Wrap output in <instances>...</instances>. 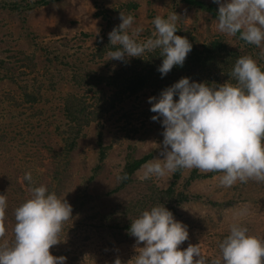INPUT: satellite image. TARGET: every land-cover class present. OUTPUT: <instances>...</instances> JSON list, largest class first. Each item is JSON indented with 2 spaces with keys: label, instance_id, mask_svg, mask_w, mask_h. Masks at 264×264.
I'll list each match as a JSON object with an SVG mask.
<instances>
[{
  "label": "rangeland",
  "instance_id": "374dc122",
  "mask_svg": "<svg viewBox=\"0 0 264 264\" xmlns=\"http://www.w3.org/2000/svg\"><path fill=\"white\" fill-rule=\"evenodd\" d=\"M8 3L0 0V138L3 137L0 139V195H5L7 205L0 218V225L5 229L0 244L11 245L14 210L30 197V188L50 187L55 165L50 149L62 147L63 139L56 127H66L61 97L68 92L84 93L85 97L94 94L86 91L90 87L86 83H73L76 73L73 66L82 67L77 69L82 76L87 72L94 76L93 72L106 71L109 69L106 66L122 63L110 59L109 50L104 51L102 58H89L99 49L98 41L110 45L108 33L121 23V11L133 16V24L128 29L130 35L136 27L142 28L135 37L138 41L152 34L155 16L166 18L175 12V24L184 36L192 35L199 42L222 36L231 47L257 62L264 61L255 45L243 44L236 35L218 31L216 18L210 13L179 0H59L19 12L11 10ZM10 76L17 77V82ZM43 85L46 87L41 90L44 95L40 96L41 103L34 107L24 103L26 91H37ZM103 88L107 94L112 91L109 87ZM98 96L99 93L92 98ZM152 96L156 95L147 91L129 97L123 108L106 114L102 124L95 120L87 125L63 173V182L51 191L61 200L66 199L72 210L83 193L92 197L76 213L75 223L64 229L65 221L62 223L59 242L51 246L55 256L66 257L65 264H112L117 257L122 264H132L130 260L137 254L136 238L113 225L130 215L123 213L125 206L134 207L152 185L166 187L172 172L162 178L143 179L140 167L131 184L113 194L107 192L119 182L117 176L130 146L135 148L136 156L152 151L153 158H161L163 128L159 120H151L156 115L149 110L148 98ZM99 131L108 148L101 169L91 179L92 167L100 157ZM190 170L184 171V177ZM25 172L34 175L31 184L23 179ZM220 175L216 173L192 182L190 191L202 195L205 201L186 202L178 208V215H173L188 229V239L179 247L199 244L206 261L219 258L218 243L235 221L246 226L251 235L264 239V182L249 179L224 187L219 184ZM210 200L221 204L214 205ZM149 205L141 210L148 209ZM241 209H246V213L238 216ZM99 219L104 222L101 226ZM142 246L143 242L137 247Z\"/></svg>",
  "mask_w": 264,
  "mask_h": 264
},
{
  "label": "clouds",
  "instance_id": "9594fccd",
  "mask_svg": "<svg viewBox=\"0 0 264 264\" xmlns=\"http://www.w3.org/2000/svg\"><path fill=\"white\" fill-rule=\"evenodd\" d=\"M218 5L216 28L235 35L260 49L264 58V0H213ZM121 23L108 33L115 50L110 59L127 62L146 51L159 50L161 77L173 66H183L192 44L176 35L175 12L152 19L154 31L145 40L135 37L142 31L128 29L133 16L120 12ZM223 84H208L182 77L148 98L151 120H159L162 131L161 158L142 165L143 179L162 178L178 169L222 173L219 184L230 187L249 179L264 182V69L249 55L239 56ZM176 97V99H174ZM23 179L32 183L30 172ZM127 173L117 180H126ZM30 197L14 210V239L0 244V264H65L66 257L53 256L62 223L72 208L44 185L30 188ZM0 195V218L6 208ZM241 209L238 216H243ZM129 235L135 237L136 255L132 264H264V239L249 233L239 221L229 225L228 234L218 243L219 258L206 261L198 245H179L188 239L187 225L177 221L164 204L142 210L131 220ZM5 229L0 225V237ZM143 242L142 247H137ZM195 257V259H194ZM112 264H122L117 257ZM129 264V262H128Z\"/></svg>",
  "mask_w": 264,
  "mask_h": 264
},
{
  "label": "trees",
  "instance_id": "16d2710c",
  "mask_svg": "<svg viewBox=\"0 0 264 264\" xmlns=\"http://www.w3.org/2000/svg\"><path fill=\"white\" fill-rule=\"evenodd\" d=\"M59 0H8L7 6L11 10H23L30 9L35 6H45L50 2H56ZM196 9L205 10L214 18H216V13L218 10V5L212 1L205 0H179ZM19 12V11H18ZM177 34L185 37L192 44L191 51L187 54L183 66H173V68L163 77L157 71L158 66L162 62V57L159 56V50L146 51L142 57L127 58V62H122L121 64H116L115 66L109 67L106 71L93 72L95 75L92 76L89 72L82 73L84 76L77 73L78 68H82L80 65L78 67L73 66L75 69L74 81L73 83L83 84L86 83L90 87L87 88L88 91H92L93 96H99L96 98L85 97L84 93H66L63 98V111L65 115V121L63 125L66 127L64 129L58 125L56 127L59 131L60 136L63 139L62 147L59 150H51L53 159L55 162L54 169L52 171L50 187L47 189L49 192L55 190L57 185H60L65 175L71 155L74 149L78 146L79 139L84 136V130L87 125L92 121H97L100 124L105 120V115L109 112L118 111L120 108L124 107L126 104V99L129 97H137L141 94H146L147 91H151L154 95L158 96L162 89L171 86L174 82L178 81L182 77H189L191 81L205 82L208 84H223L230 79L229 73L235 60L245 53L237 48H233L230 44L222 37L216 36L211 39H205L199 42L196 37L192 35L184 36L180 33V27H177ZM241 43L252 46V44L246 43L240 39L239 32L235 34ZM94 48L96 46L94 45ZM98 48H96V53H92L89 57H103L105 50H115V46L108 45V42L98 41ZM108 51V52H109ZM259 66L264 69V61L257 62ZM12 80L17 82V77L10 76ZM39 80V79H36ZM94 81V83H93ZM111 88V93L107 94L103 87L100 85ZM28 84H24L22 87H26ZM43 87L33 91H26L24 94V103L29 104L34 107L38 105L41 100L40 96L44 97L41 93ZM10 96V95H9ZM6 99V96L4 97ZM14 98V97H13ZM10 99V97H9ZM176 99V97H174ZM8 105V103H7ZM37 108V107H36ZM103 126V125H101ZM1 140L3 139L0 138ZM100 157L92 167L91 179L99 172L102 167V163L106 156V150L108 146L104 145L102 131L98 132V140ZM7 144L6 141L3 142ZM9 145V143H8ZM154 156V152L149 151L141 156H136L135 148L130 146V150L126 154L125 163L122 170L119 172L120 176L127 173L126 180H119V182L110 189L107 193L113 194L117 191L124 189L127 185L133 182V175L142 165L147 161L151 160ZM31 165L35 167L34 164ZM186 169H178L171 174V180L169 184L164 187H158L152 185L149 192L139 199L135 206H125L123 209L124 214H129L125 219L120 218L121 223L114 224V227L122 229L126 235H129L128 229L131 224V220L135 219L138 214L142 211L144 206H154L156 204H164L165 207L172 212L173 215H178V208L182 204L190 201H205L204 197L200 194H195L190 191V186L195 180H200L205 177H211L218 172H201L195 168L191 169L189 174L184 177V171ZM34 175H32V179ZM182 179V180H181ZM90 198L87 192L83 193L77 200V203L73 205L74 209L71 212V216L64 223V228L69 226L71 223H75V216L78 211H80ZM214 205L221 204L220 202L210 200ZM230 203V202H229ZM228 203V204H229ZM223 204H227L224 203ZM133 205V204H132ZM132 212H135L132 214ZM98 214V213H94ZM101 217V216H100ZM99 225H103L102 219H99ZM59 236V234H58ZM58 238V237H57ZM50 253L55 256L56 251L51 247L49 249Z\"/></svg>",
  "mask_w": 264,
  "mask_h": 264
}]
</instances>
